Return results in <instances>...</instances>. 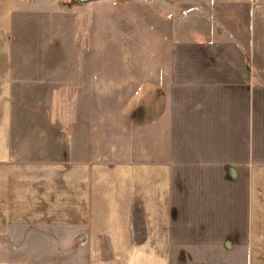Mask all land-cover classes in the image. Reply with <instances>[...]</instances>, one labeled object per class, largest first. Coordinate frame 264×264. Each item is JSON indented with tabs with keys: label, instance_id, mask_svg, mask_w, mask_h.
Returning a JSON list of instances; mask_svg holds the SVG:
<instances>
[{
	"label": "crops",
	"instance_id": "1",
	"mask_svg": "<svg viewBox=\"0 0 264 264\" xmlns=\"http://www.w3.org/2000/svg\"><path fill=\"white\" fill-rule=\"evenodd\" d=\"M174 1L187 16L154 95L118 98L111 132L69 134L17 131L27 0H0L1 248L67 251L28 264H264V0ZM53 143L72 156L53 160Z\"/></svg>",
	"mask_w": 264,
	"mask_h": 264
},
{
	"label": "rangeland",
	"instance_id": "2",
	"mask_svg": "<svg viewBox=\"0 0 264 264\" xmlns=\"http://www.w3.org/2000/svg\"><path fill=\"white\" fill-rule=\"evenodd\" d=\"M171 1L178 2L27 0L15 19L12 46V64L19 71L14 90L17 131L28 132L36 120V125L59 132L54 124L62 120L69 134L76 126L78 132H111V110L123 108L118 98L153 96L157 66L170 63L165 55L173 19L187 16L172 9ZM91 98L97 104H90ZM16 155L26 161L28 150ZM38 155L43 158V151ZM50 156L67 159L72 151L56 143ZM66 252L0 247V261L28 264L33 256L56 258Z\"/></svg>",
	"mask_w": 264,
	"mask_h": 264
},
{
	"label": "water",
	"instance_id": "3",
	"mask_svg": "<svg viewBox=\"0 0 264 264\" xmlns=\"http://www.w3.org/2000/svg\"><path fill=\"white\" fill-rule=\"evenodd\" d=\"M80 1H82V2H86V1H89V0H80Z\"/></svg>",
	"mask_w": 264,
	"mask_h": 264
}]
</instances>
